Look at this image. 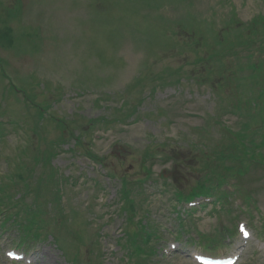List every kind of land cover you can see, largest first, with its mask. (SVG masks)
Listing matches in <instances>:
<instances>
[{
	"label": "rangeland",
	"instance_id": "374dc122",
	"mask_svg": "<svg viewBox=\"0 0 264 264\" xmlns=\"http://www.w3.org/2000/svg\"><path fill=\"white\" fill-rule=\"evenodd\" d=\"M38 1L40 4L24 2L22 7L21 0H0V56L5 59L1 63L0 115L2 107L8 105L12 110H19L13 102L19 98L18 93L3 81L8 73L14 85L20 87L19 83L31 91L38 101L44 100L55 113L57 121L35 118L36 121L28 125L29 133L35 137L47 133L48 139L57 136L63 125H69V118L79 119L78 123L103 116L115 119L118 114L132 113L131 108L140 92L141 99H145L131 118L138 119L135 124L115 122L101 125L96 122L90 138L73 152L67 151L74 144L70 140L52 164L59 174L77 182L73 187L62 189L60 209L67 217L73 212L77 214L80 234L85 235V243L90 241L89 246L94 250L87 254L84 246L85 255L78 256V264H84L87 256H98L100 250L103 253L101 264H122L115 241L122 236V228L128 227V222L125 215L118 212L119 201L116 204L120 179L142 177L140 157L146 152L156 157L152 172L158 185L163 184L164 189L168 186L174 190H187L193 186V180L205 161L200 160L204 144L209 149H216L219 138L223 139L220 135L228 136L223 124L232 131L239 129V120L227 111L232 104L216 98L215 84L211 81L216 83L217 77L203 83L205 77L199 74L200 66H194L196 58L206 57L211 46L212 39L207 35L213 30V24L202 20L207 18L211 9L217 16L220 14L217 19L222 20L228 15L224 24L227 37L231 32L228 24L236 20L232 14L241 23L259 15L264 17V0ZM168 3L180 4H172L178 7V11L166 8ZM192 23L206 33L201 47L184 34L185 29H193ZM214 28L220 30V25ZM193 31L198 38V33ZM180 32L188 46L174 54L164 45L166 40L172 43ZM245 48H236L243 63L247 54L242 51ZM207 62L221 63L217 56ZM177 68L182 72L178 78L171 76L172 70ZM203 69L204 73L213 70L210 65ZM194 77L203 84H194L190 79ZM24 79L28 85L20 82ZM245 80L254 83L248 84ZM223 82L221 88L228 89L227 96L232 103L256 104V98L263 101L261 78L245 79L233 71ZM150 90L153 92L149 96ZM100 99L101 102L96 101ZM263 106L249 109L250 117L264 119ZM71 129L78 131L73 126ZM16 141V135H9L0 147V183L3 182L4 187L7 183L3 178L14 170L8 158L14 153ZM49 142L53 151L57 142ZM262 151L264 154V148ZM87 152L101 158L100 166L114 175L113 180L94 165L86 156ZM253 159L263 162L259 154ZM246 180V190L253 194L258 209V212H252L254 224L259 226L262 222L260 216L264 218V169L253 166ZM169 198L170 195L166 194L151 201V209L158 213L161 221L173 220L174 216L166 207ZM164 204L166 206H162ZM195 223L199 232L208 233L215 225V219L206 215L196 218ZM79 228L75 227L78 231ZM94 231L100 235V242L94 235L88 237ZM63 241L66 245L69 243L64 238ZM1 242H8V237L4 236ZM252 251L251 247L241 264L251 257L254 258L253 264H264V254L255 252L251 255ZM49 263L67 264L57 251ZM0 264H3L1 259Z\"/></svg>",
	"mask_w": 264,
	"mask_h": 264
},
{
	"label": "snow or ice",
	"instance_id": "6c2138e0",
	"mask_svg": "<svg viewBox=\"0 0 264 264\" xmlns=\"http://www.w3.org/2000/svg\"><path fill=\"white\" fill-rule=\"evenodd\" d=\"M242 230H243V226H241Z\"/></svg>",
	"mask_w": 264,
	"mask_h": 264
}]
</instances>
